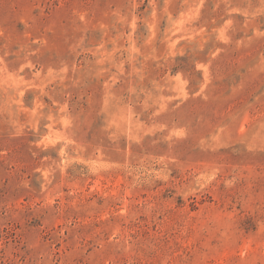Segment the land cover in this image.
Listing matches in <instances>:
<instances>
[{"label": "rangeland", "instance_id": "1", "mask_svg": "<svg viewBox=\"0 0 264 264\" xmlns=\"http://www.w3.org/2000/svg\"><path fill=\"white\" fill-rule=\"evenodd\" d=\"M0 264H264V0H0Z\"/></svg>", "mask_w": 264, "mask_h": 264}]
</instances>
